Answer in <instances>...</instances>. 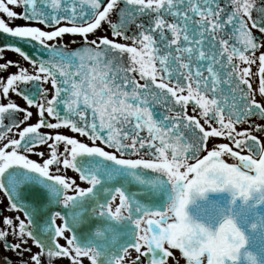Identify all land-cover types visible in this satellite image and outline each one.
<instances>
[{"label":"snow or ice","instance_id":"6c2138e0","mask_svg":"<svg viewBox=\"0 0 264 264\" xmlns=\"http://www.w3.org/2000/svg\"><path fill=\"white\" fill-rule=\"evenodd\" d=\"M0 13L28 22L0 18L13 38L0 248L18 264H168L170 249L241 264L249 237L228 213L193 227L184 209L194 190L231 189L234 206L264 186V0H0Z\"/></svg>","mask_w":264,"mask_h":264},{"label":"water","instance_id":"95a60500","mask_svg":"<svg viewBox=\"0 0 264 264\" xmlns=\"http://www.w3.org/2000/svg\"><path fill=\"white\" fill-rule=\"evenodd\" d=\"M232 199V194L226 190L211 192L205 198H197L196 204L190 206V211L198 219L215 225L231 209L249 237L247 251L255 257V264H264V205L256 206L254 201L244 204L237 199L233 206ZM252 224L256 227L252 228Z\"/></svg>","mask_w":264,"mask_h":264},{"label":"flooded vegetation","instance_id":"af4514ba","mask_svg":"<svg viewBox=\"0 0 264 264\" xmlns=\"http://www.w3.org/2000/svg\"><path fill=\"white\" fill-rule=\"evenodd\" d=\"M14 10H16L18 12L21 11L20 8H15ZM0 18H4L5 21L7 23H9L10 26H13V27L19 26V25H24V24L28 23V22H26V21H24L22 19L9 20L7 18V16H6V14H2V13H0ZM12 39L13 38L9 37L7 34H3L2 32H0V44L8 42V41H10ZM66 39H70V37H66ZM3 55H4L5 59H11L13 61L21 60V62H23L22 58H20L18 56V54L14 53V52H12L10 50H6ZM253 70L256 71L255 67L253 68ZM8 71L9 72H15L16 69L14 67H12ZM17 102L20 103L21 105L24 104V102L22 100H19V99H18ZM254 120L256 121V123L264 124V120H262V119H254ZM237 128H238V130L247 129V128H249V125L247 123H245V124H242V125H238ZM254 134H256L263 141L264 133L254 132ZM217 143H230V142L226 138H212L211 142L208 145V149L213 148L215 146V144H217ZM230 146H232L233 149L236 150L233 145L230 144ZM245 151L241 152V154L244 153ZM225 155H228V154H225ZM7 214L8 215H14V213H7ZM61 242L63 243V241H61ZM134 255H135V253H134ZM0 256L1 257L2 256L9 257L10 264H18V258L16 256V254L11 252V251L7 254V253H4L3 251H1V249H0ZM65 264H69L67 258H65ZM168 264H181V263H180V260L175 255H173L172 257L168 258Z\"/></svg>","mask_w":264,"mask_h":264},{"label":"clouds","instance_id":"9594fccd","mask_svg":"<svg viewBox=\"0 0 264 264\" xmlns=\"http://www.w3.org/2000/svg\"><path fill=\"white\" fill-rule=\"evenodd\" d=\"M228 192H230L232 194V198H233V191L231 189H224ZM223 190V191H224ZM213 192L212 190H207L204 192H201L199 190H194L193 193L189 196L188 198V203L185 205V220L187 223H189L190 225H192L193 227H197L200 225H204L205 222L198 219L193 212L190 211V206L196 204L197 202V198H205L207 196L208 193ZM261 198H264V186L258 187V188H254L251 191V194L248 198L247 201H243L242 202L244 204L249 203L250 201H257L260 200ZM175 203V202H174ZM228 217L231 218L233 220L234 223H237L239 225V222L237 220V217L235 215V213L232 212V210L230 209L228 212ZM210 227V226H208ZM235 252L238 256V259L241 261V264H251V259L253 257V254L249 251H247V249L243 248V246L235 249Z\"/></svg>","mask_w":264,"mask_h":264},{"label":"rangeland","instance_id":"374dc122","mask_svg":"<svg viewBox=\"0 0 264 264\" xmlns=\"http://www.w3.org/2000/svg\"><path fill=\"white\" fill-rule=\"evenodd\" d=\"M185 169H183V168H181V171H184ZM70 175H75L74 173H70ZM1 249V251H3L4 252V250H3V248H0ZM10 251H8V252H4V253H9ZM173 255H175L177 258L179 257L177 254H173ZM133 256H134V253H133ZM180 263L181 264H184L181 260H180Z\"/></svg>","mask_w":264,"mask_h":264},{"label":"bare ground","instance_id":"6f19581e","mask_svg":"<svg viewBox=\"0 0 264 264\" xmlns=\"http://www.w3.org/2000/svg\"><path fill=\"white\" fill-rule=\"evenodd\" d=\"M1 257V256H0ZM0 264H3V261H2V259H0Z\"/></svg>","mask_w":264,"mask_h":264}]
</instances>
